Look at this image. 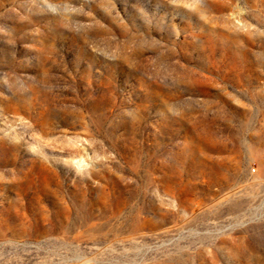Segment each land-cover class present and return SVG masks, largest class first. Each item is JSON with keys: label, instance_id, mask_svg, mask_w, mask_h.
<instances>
[{"label": "rangeland", "instance_id": "rangeland-1", "mask_svg": "<svg viewBox=\"0 0 264 264\" xmlns=\"http://www.w3.org/2000/svg\"><path fill=\"white\" fill-rule=\"evenodd\" d=\"M0 264H264V0H0Z\"/></svg>", "mask_w": 264, "mask_h": 264}]
</instances>
